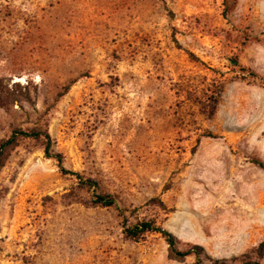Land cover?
Instances as JSON below:
<instances>
[{"label":"rangeland","instance_id":"rangeland-1","mask_svg":"<svg viewBox=\"0 0 264 264\" xmlns=\"http://www.w3.org/2000/svg\"><path fill=\"white\" fill-rule=\"evenodd\" d=\"M0 264H194L264 244V0H0ZM257 161L260 164H257ZM264 263V258L262 259Z\"/></svg>","mask_w":264,"mask_h":264},{"label":"trees","instance_id":"trees-1","mask_svg":"<svg viewBox=\"0 0 264 264\" xmlns=\"http://www.w3.org/2000/svg\"><path fill=\"white\" fill-rule=\"evenodd\" d=\"M17 101L13 97V91H10L8 84L5 83L3 79L0 78V107L5 106L10 102ZM20 138H32V139H41L44 142L43 152L46 158L55 159L60 167V170L64 173L71 174L75 176L80 183L86 185L89 188H94V203L102 207H111L115 205L114 198L104 192H96L98 190V185L95 181L91 179H83L77 172L65 170L61 165L62 157L60 153H54L51 151L52 140L47 130L41 129H14L11 134L6 138L0 141V170L5 164L9 152L18 144ZM257 164H260L257 161ZM2 192L0 191V197ZM147 232H156L159 233L168 244L169 247V256L172 259L180 260L187 256L193 255L196 259L194 264H232L225 259H213L207 254L204 253L203 248L199 245H190L188 249L181 250L178 248V239L163 229L162 227L155 224V222L150 220H144L137 222L132 225H126L123 227V233L126 237L137 240ZM264 258V244L263 242L258 245L255 249L254 256L250 254L242 255L240 257V264H264L262 259Z\"/></svg>","mask_w":264,"mask_h":264}]
</instances>
